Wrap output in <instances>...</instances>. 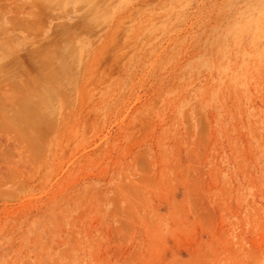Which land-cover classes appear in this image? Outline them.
<instances>
[{"label": "rangeland", "instance_id": "1", "mask_svg": "<svg viewBox=\"0 0 264 264\" xmlns=\"http://www.w3.org/2000/svg\"><path fill=\"white\" fill-rule=\"evenodd\" d=\"M0 264H264V0H0Z\"/></svg>", "mask_w": 264, "mask_h": 264}]
</instances>
